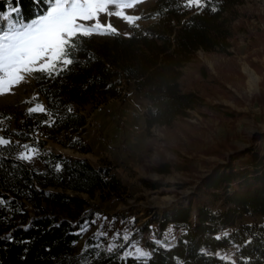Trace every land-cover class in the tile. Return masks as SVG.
Masks as SVG:
<instances>
[{
	"label": "trees",
	"instance_id": "obj_1",
	"mask_svg": "<svg viewBox=\"0 0 264 264\" xmlns=\"http://www.w3.org/2000/svg\"><path fill=\"white\" fill-rule=\"evenodd\" d=\"M53 1L19 0L20 11L15 16L24 22L38 19ZM183 3L159 0L139 19L150 24L133 23L128 38L116 32L103 41L78 35L73 64L59 76L41 73L36 79L51 116L31 114L15 132L0 127V135L13 141L0 147V197L5 201L0 206V264H264V132L255 134L244 151L226 139L204 150L208 158L176 152L175 160L163 157L150 166L160 176L179 174L192 180L195 188L177 204L142 212L140 219L146 221L135 229L133 239L145 233L156 236L157 241L147 244L149 258L122 257L124 250L100 252L92 238L89 249L76 255L88 220L82 216L90 205L79 194L118 200L128 195L111 163L94 167L86 158L40 153L43 170H38L15 159L18 145L12 136L21 144L45 135L39 146L43 149L49 139L63 134L65 146L88 154L90 144L80 136L87 126L84 111L87 106L96 108L120 98L124 83L133 82L136 92L149 100L148 129H172L191 112L203 114L205 109L233 118L235 113L213 106L200 90L187 91L183 79L188 63H200V50L225 53L235 38L232 22L228 24L223 17L227 0H212L209 7H215V12L186 9ZM16 6L17 0L7 2L9 9ZM5 7L6 0H0V13ZM3 18L0 35L5 30ZM251 66L264 76L261 66L255 62ZM200 68L201 77L206 78L207 68ZM45 120L51 126L42 123ZM57 164L62 165L60 171ZM250 216L260 218L261 223L240 222ZM9 236L14 242H9Z\"/></svg>",
	"mask_w": 264,
	"mask_h": 264
},
{
	"label": "rangeland",
	"instance_id": "obj_2",
	"mask_svg": "<svg viewBox=\"0 0 264 264\" xmlns=\"http://www.w3.org/2000/svg\"><path fill=\"white\" fill-rule=\"evenodd\" d=\"M158 1L54 0L49 3L48 12L32 22L43 21L50 13L61 19L78 16L80 18L77 23L90 31L88 36L98 41L110 40L114 32L128 38L133 23L150 24L149 21L139 19L149 14ZM226 5L228 7L223 17L229 20L228 24L232 22L236 34L230 40L227 52L210 53L200 50L197 53L200 63H188L183 69V79L187 91L200 90L213 106L235 113L233 118H223L220 114L216 115L205 109L203 114L191 112L188 118L177 121L172 129L161 126L148 129L145 115L150 102L138 94L134 83L130 82L124 83L120 98L102 104V112H96V108L92 106H87L84 111L93 116L97 124L96 127L88 126L80 134L90 144L91 151L88 154L65 146L61 142L64 140L63 134L55 140L49 139L43 149L39 146L45 135L34 136L33 139L19 144L35 146L39 153H62L73 159L86 158L94 167L105 162L111 163L117 176L127 186V197L119 200L114 197L102 199L98 195L89 198L85 194H79L90 205L82 216L88 220L83 229V237L77 245L76 255L89 249V240L92 238L97 242L100 252H106L112 244L115 245L112 251L124 250L120 253L122 257L149 258L151 251L147 244L149 241H157L156 236L145 233L133 239L135 229L146 221L140 219L142 212L177 204L195 188L190 184L192 180L189 181L179 174L160 176L151 172L150 166L160 163L163 157L170 161L175 160L176 152L189 158H208L203 155L204 150L226 139L244 151L253 143L255 134L264 132V76L251 66V62H255L264 69V0H227ZM83 16L93 18L83 19ZM14 19L19 21L17 27L23 25L24 21L16 16ZM14 19L3 18L5 30L1 35L9 31ZM202 65L207 68L206 78L201 77ZM249 72L253 73L257 82L251 81ZM39 74L41 73H32L10 92L0 94V120H3L0 127L8 126L11 131H18L21 123L29 119L30 107L36 103L45 106L46 98L40 95L36 83ZM132 113H136L137 118ZM135 126H140V131L136 132ZM12 137L15 143L20 141L17 136ZM22 150L18 146L17 154ZM27 163L43 170L38 156ZM146 182L158 187H148ZM240 222L261 223V219L250 216L242 218ZM158 244L164 245L162 242ZM137 249L140 251L137 252ZM234 257L231 253L229 258L233 260Z\"/></svg>",
	"mask_w": 264,
	"mask_h": 264
},
{
	"label": "snow or ice",
	"instance_id": "obj_3",
	"mask_svg": "<svg viewBox=\"0 0 264 264\" xmlns=\"http://www.w3.org/2000/svg\"><path fill=\"white\" fill-rule=\"evenodd\" d=\"M6 7L0 16L5 19H14L15 14L20 11L19 0L17 6L9 9ZM36 2V0H34ZM212 0H184L183 7L186 9H198L203 11L209 8L215 12V7H209ZM55 11V10H54ZM78 16H67L57 18L52 13L43 21L24 22L17 27L18 19H14V24L10 26L6 34L0 35V94L8 93L15 86L24 82L26 77L34 72L45 73L48 77L59 76L65 71L67 66L73 64L71 58L72 50L76 48L77 35H88L90 31L77 23ZM83 19H92V16H83ZM68 111H71L69 109ZM29 114L40 113L51 116V113L42 103H36L28 109ZM54 122V121H53ZM42 123L51 126L48 120ZM3 120H0V125ZM13 143L9 138L0 135V147H6ZM20 151L15 159L23 162H31L38 156L39 149L27 143L19 145ZM6 158V157H4ZM62 165L57 164L56 170L60 171ZM5 205V201L0 197V206ZM103 235V234H101ZM118 235V234H116ZM127 239V237H123ZM9 242H14V237L9 236ZM115 245L110 244L108 252H112ZM140 250L137 249V252ZM143 255V253H140ZM87 264V262H85Z\"/></svg>",
	"mask_w": 264,
	"mask_h": 264
},
{
	"label": "built area",
	"instance_id": "obj_4",
	"mask_svg": "<svg viewBox=\"0 0 264 264\" xmlns=\"http://www.w3.org/2000/svg\"><path fill=\"white\" fill-rule=\"evenodd\" d=\"M102 108H103V105L96 107V112H102ZM132 115L134 116V118H137V114H136V113H132ZM86 125H87L86 128H87L88 126H91V125L94 126V127L97 126V124H96V122H95L93 116H91V115L89 116V115L87 114V124H86ZM134 130H135L136 132L140 131V126H135V127H134ZM104 232H105V230H104Z\"/></svg>",
	"mask_w": 264,
	"mask_h": 264
},
{
	"label": "bare ground",
	"instance_id": "obj_5",
	"mask_svg": "<svg viewBox=\"0 0 264 264\" xmlns=\"http://www.w3.org/2000/svg\"><path fill=\"white\" fill-rule=\"evenodd\" d=\"M248 74H249V77H251L252 82H257V79H256V77H254L252 72H249Z\"/></svg>",
	"mask_w": 264,
	"mask_h": 264
}]
</instances>
